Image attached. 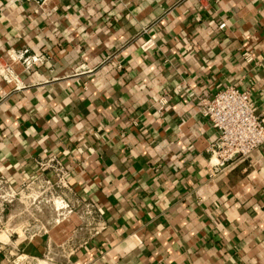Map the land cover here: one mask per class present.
Here are the masks:
<instances>
[{
	"label": "crops",
	"instance_id": "1",
	"mask_svg": "<svg viewBox=\"0 0 264 264\" xmlns=\"http://www.w3.org/2000/svg\"><path fill=\"white\" fill-rule=\"evenodd\" d=\"M24 49L43 64L25 70ZM0 67V177L35 193L55 159L102 226L52 225L41 203L49 232L29 239L22 200L0 264H264V146L212 177L201 114L235 87L264 119V0H0Z\"/></svg>",
	"mask_w": 264,
	"mask_h": 264
},
{
	"label": "built area",
	"instance_id": "2",
	"mask_svg": "<svg viewBox=\"0 0 264 264\" xmlns=\"http://www.w3.org/2000/svg\"><path fill=\"white\" fill-rule=\"evenodd\" d=\"M153 47L154 44L146 42L142 49L148 52ZM243 57L247 63L252 61L250 53H245ZM44 60V55L32 54L28 49L21 50L15 55V62L27 71L33 70L34 66L42 65ZM2 70L6 80L12 81L15 78L14 70L10 66ZM160 104L161 113L166 102L161 101ZM201 114L218 133L209 151L217 160L210 170L212 177L238 161L247 160L256 150L264 146V119L258 115V108L249 91H241L235 87L218 91L212 99L201 100ZM38 170L41 173L51 171L53 176L48 179L43 178L39 186L40 190L35 193L27 191L29 185L17 190L6 178L0 177L1 226L3 227L2 221L7 209L17 203L23 204L21 202L23 200L27 207V211L24 212L32 222L24 227L20 236L33 239L48 234V225L42 223L39 218L46 208L53 215L52 225L60 224L78 214L86 222L87 228V222L90 221V229L97 234L102 226H99L100 216L95 206L86 204L85 208L80 209V206L73 201L70 202L69 194L63 192L66 186H69L67 170L55 159L39 162ZM41 203L47 207L42 209Z\"/></svg>",
	"mask_w": 264,
	"mask_h": 264
},
{
	"label": "rangeland",
	"instance_id": "3",
	"mask_svg": "<svg viewBox=\"0 0 264 264\" xmlns=\"http://www.w3.org/2000/svg\"><path fill=\"white\" fill-rule=\"evenodd\" d=\"M19 232L21 233V230H19Z\"/></svg>",
	"mask_w": 264,
	"mask_h": 264
},
{
	"label": "bare ground",
	"instance_id": "4",
	"mask_svg": "<svg viewBox=\"0 0 264 264\" xmlns=\"http://www.w3.org/2000/svg\"><path fill=\"white\" fill-rule=\"evenodd\" d=\"M30 239V238H29Z\"/></svg>",
	"mask_w": 264,
	"mask_h": 264
}]
</instances>
